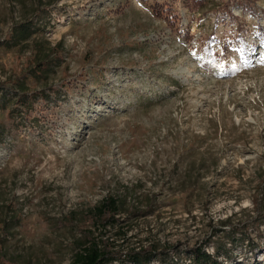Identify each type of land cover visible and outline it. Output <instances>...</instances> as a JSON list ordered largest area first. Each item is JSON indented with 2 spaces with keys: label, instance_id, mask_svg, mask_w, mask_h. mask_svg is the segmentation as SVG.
Masks as SVG:
<instances>
[{
  "label": "rangeland",
  "instance_id": "374dc122",
  "mask_svg": "<svg viewBox=\"0 0 264 264\" xmlns=\"http://www.w3.org/2000/svg\"><path fill=\"white\" fill-rule=\"evenodd\" d=\"M220 5L0 0V264H69L87 232L264 264V0Z\"/></svg>",
  "mask_w": 264,
  "mask_h": 264
},
{
  "label": "trees",
  "instance_id": "16d2710c",
  "mask_svg": "<svg viewBox=\"0 0 264 264\" xmlns=\"http://www.w3.org/2000/svg\"><path fill=\"white\" fill-rule=\"evenodd\" d=\"M211 0H180L184 9L188 12H200L209 4ZM221 10L224 11L227 16L234 19L231 13V6H237L242 11H249L255 14L253 6V0H220ZM159 8V7H157ZM157 16L160 15L157 9L154 10ZM24 29L22 34L27 33ZM45 70V65L39 68V72ZM119 202L112 196L105 197L100 205L94 208L93 212V225L97 224L100 228H106L114 226L116 224L115 216L118 215ZM84 242L78 247L77 251L73 255V258L69 264H111L114 262H120L125 264H151L154 261H158L160 264H167L170 253L177 248L176 246H164L159 247L154 244H150L144 247H138L129 249L127 251H113L107 244V239L95 238L91 232H87L84 236ZM253 249V248H251ZM184 254L190 258L192 264H219L218 255L212 256L205 252L200 245H194L192 247L184 246Z\"/></svg>",
  "mask_w": 264,
  "mask_h": 264
}]
</instances>
